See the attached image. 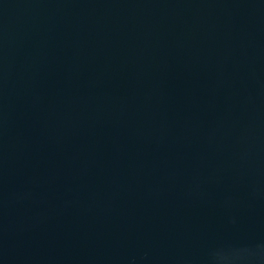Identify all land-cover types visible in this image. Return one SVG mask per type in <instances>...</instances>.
I'll return each mask as SVG.
<instances>
[{"label": "water", "instance_id": "water-1", "mask_svg": "<svg viewBox=\"0 0 264 264\" xmlns=\"http://www.w3.org/2000/svg\"><path fill=\"white\" fill-rule=\"evenodd\" d=\"M0 264H264V0H0Z\"/></svg>", "mask_w": 264, "mask_h": 264}]
</instances>
